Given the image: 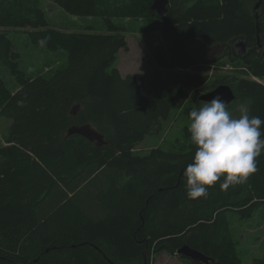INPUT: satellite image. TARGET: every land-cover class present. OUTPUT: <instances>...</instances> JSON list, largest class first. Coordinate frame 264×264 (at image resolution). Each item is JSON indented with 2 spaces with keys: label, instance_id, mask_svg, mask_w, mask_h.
Returning a JSON list of instances; mask_svg holds the SVG:
<instances>
[{
  "label": "trees",
  "instance_id": "obj_1",
  "mask_svg": "<svg viewBox=\"0 0 264 264\" xmlns=\"http://www.w3.org/2000/svg\"><path fill=\"white\" fill-rule=\"evenodd\" d=\"M54 1L72 13L83 0ZM87 1L108 32L60 30L50 25L37 0H0V59L17 82L12 90L0 76V109L11 120L8 142L0 146V264H151V252L175 254L185 244L219 264H240L227 216L250 218L264 203V152L245 183L222 191L217 181L207 198L196 200L187 198L183 177L195 152L190 140L178 151L134 153L197 86L208 84V75L123 76L113 64L121 49L128 50L125 27L108 13L127 12L141 1L147 15L164 22L169 47L155 54L161 67L227 57L262 78V48L240 59L227 46L223 56L209 58L199 50L191 55L186 45L198 42L205 49L237 36L254 43L259 27L264 46V0L259 23L253 11L259 0H170L162 16L151 10L153 0ZM8 27L27 28L35 45L47 37L43 46L66 51V65L28 75ZM221 83L248 104L251 116L264 120L263 83L226 74L205 86L206 92ZM199 96L194 94L195 102L204 103ZM75 104L80 107L72 114ZM82 124L97 129L104 144L67 135L69 127ZM252 264H264V254Z\"/></svg>",
  "mask_w": 264,
  "mask_h": 264
},
{
  "label": "rangeland",
  "instance_id": "obj_2",
  "mask_svg": "<svg viewBox=\"0 0 264 264\" xmlns=\"http://www.w3.org/2000/svg\"><path fill=\"white\" fill-rule=\"evenodd\" d=\"M45 11L51 26L64 31H82L90 27L94 32H108V27L103 16L92 12L91 4L83 0L76 4L74 12H68L60 7L54 0H37ZM131 10L123 13L111 12L113 22L125 27V36L128 42V50L121 49L116 55L113 66L117 67L123 76L135 75L140 79L161 80L171 79L176 74H207L208 84L197 86L193 92L199 95L205 93V86L216 81L223 75H241L249 77L264 84V77H256L246 70L240 61H232L222 58L218 62H206L204 60L193 63L188 67L164 68L157 64L155 54L160 47L168 48L166 38V25L161 19L146 14V8L141 1H136ZM254 1L250 3L252 7ZM143 9V10H141ZM7 32L11 36L15 49L20 53V67L28 75L40 73L50 74L59 68H63L67 62V53L64 50H49L45 46L35 45L29 40L25 29L8 27ZM191 55H197L198 50L204 48L198 42L186 45ZM0 76L12 89L17 88V82L11 74L8 66L0 59ZM204 89V90H202ZM201 90V91H200ZM180 108L174 109L169 119L163 121L159 133L149 134L144 140L135 146L134 153L145 155L154 148L178 151L186 148L190 134L187 131L189 123L188 113L193 108H199L203 103L195 102L194 97ZM204 102V101H202ZM248 104L242 100H234L228 105L234 116L240 104ZM11 120L0 109V146L6 145L10 137ZM230 242L234 248V256L240 264H252L264 254V203L260 204L250 218H241L238 214L228 213L227 216ZM151 264H202L194 263L188 258L168 251L150 254Z\"/></svg>",
  "mask_w": 264,
  "mask_h": 264
},
{
  "label": "clouds",
  "instance_id": "obj_3",
  "mask_svg": "<svg viewBox=\"0 0 264 264\" xmlns=\"http://www.w3.org/2000/svg\"><path fill=\"white\" fill-rule=\"evenodd\" d=\"M48 38L38 43L43 46ZM222 95H215L189 113L187 131L195 145L192 162L183 171L187 198L208 196V189L221 181L219 188L243 184L256 168V159L264 152V120L251 116L246 104H240L233 115Z\"/></svg>",
  "mask_w": 264,
  "mask_h": 264
},
{
  "label": "water",
  "instance_id": "obj_4",
  "mask_svg": "<svg viewBox=\"0 0 264 264\" xmlns=\"http://www.w3.org/2000/svg\"><path fill=\"white\" fill-rule=\"evenodd\" d=\"M261 2L262 0L257 1L254 4V8H253L258 23L260 22L258 9L260 7ZM169 5H170V0H153L151 5V10L156 11L158 15L162 16L168 12ZM257 31H258L257 41L254 43H249L245 36H237L230 39L227 42L217 43L211 47H207L203 50H199L198 54L201 57L213 58L215 56L221 55L227 46L231 47L232 53L235 57L245 58L251 52L259 48L263 49V54H264V46L261 42V38L259 35L260 32L259 27ZM217 94L222 95L225 101L229 102L228 105L231 104L236 98V94L233 88L229 84H225V83H221L217 85L215 88L200 94L199 98L202 101H210ZM79 107H80L79 104H75L71 110V113L76 114ZM73 134L83 135L89 140L95 141L98 146L104 144L103 135L97 129H95L91 124L73 125L69 127V129L67 130V135H73ZM176 254L184 256L185 258H188L192 261L199 262L202 264H219L212 257L191 247L188 244L181 246L176 251Z\"/></svg>",
  "mask_w": 264,
  "mask_h": 264
},
{
  "label": "flooded vegetation",
  "instance_id": "obj_5",
  "mask_svg": "<svg viewBox=\"0 0 264 264\" xmlns=\"http://www.w3.org/2000/svg\"><path fill=\"white\" fill-rule=\"evenodd\" d=\"M224 53H225V50H224V52L221 54V55H219V56H223L224 55ZM240 59H244V58H241V57H239ZM246 58V57H245ZM215 88V87H214Z\"/></svg>",
  "mask_w": 264,
  "mask_h": 264
}]
</instances>
